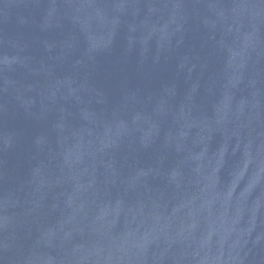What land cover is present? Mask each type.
<instances>
[{"label": "water", "instance_id": "water-1", "mask_svg": "<svg viewBox=\"0 0 264 264\" xmlns=\"http://www.w3.org/2000/svg\"><path fill=\"white\" fill-rule=\"evenodd\" d=\"M0 264H264V0H0Z\"/></svg>", "mask_w": 264, "mask_h": 264}]
</instances>
